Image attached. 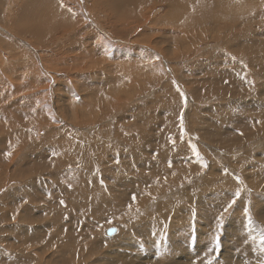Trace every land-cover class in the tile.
<instances>
[{
  "label": "bare ground",
  "instance_id": "bare-ground-1",
  "mask_svg": "<svg viewBox=\"0 0 264 264\" xmlns=\"http://www.w3.org/2000/svg\"><path fill=\"white\" fill-rule=\"evenodd\" d=\"M71 1H73L74 5L76 4L75 6L71 7V9L73 11L74 9H77V12H73L72 10L69 11V7H68L69 4L66 6V3H68L67 0H23V1L22 0H0V25L6 24L10 26L9 27L11 28L10 31H12L14 35L17 34L16 35L17 37L24 38L25 40L31 39L32 42L36 41L37 43H39V46H38L39 51H37L40 53L39 56H41V54L46 53L45 48L46 47L49 48V46L52 47L53 42L56 39L62 38L64 36L67 37L65 38V40H67V42L65 41V44L55 47L54 49L52 48L54 50V53H53L54 55L56 56L59 55V57L62 58V60H65V57H66L65 55H69V57L73 59H77L79 57L76 53H74L78 56V57L76 56L75 58V55H72V53L77 46L79 48V46L81 45V40H80L81 33L80 32L83 31L84 33L86 30H89L90 32L92 28L90 29L89 27L92 25V23H93V28L97 26V21L102 20V17L99 15V13H97V11H102L101 10L102 8H104L108 12L107 17L109 19H112L111 21L109 22L107 21V23H104L102 27L108 28L109 35L110 33L113 36H121L122 34V36L124 37L128 36V38L134 35V32L127 31V30H124L122 32L121 29L123 27V22L127 16L132 17L134 20L135 18L136 19L138 18L136 15H139V14L141 15V13L139 12L140 11L139 5H146L148 7L149 5L158 6L159 4L160 5L164 4V5H167L168 7V11L167 13L165 12L166 14L164 16L165 19L164 17H162V19L158 21L161 25L162 21L170 20L169 22H167L168 24L165 23L164 27H155L154 24L152 23L150 29L143 31V32H151L152 35H155V34L157 35V33H159L161 37H166L168 34L170 33L172 34L173 31L176 30L175 27H178L179 30L182 33H184L183 35L185 36H183V38L185 40L187 35L191 33L192 28L193 29L195 28V24H197L199 21H203V19H200V17L197 16L196 22H189L190 24L186 26L179 25V22L178 23L175 22V20H177L176 18H179L180 12L184 11L185 9V8L181 9V5H183L184 3L183 0H83V2L81 3L80 1L78 3V0H71ZM88 1L91 2L92 5H96L97 8H100V10L95 9L96 7L95 8L92 7L90 9L88 6L89 4ZM194 2L195 0H191V5H193ZM209 2L211 4L210 5L211 8H208L209 6L205 8V11H206L205 18H207L206 22L201 24L202 26L207 27L206 31L205 32L203 31V32L206 33V35L208 36L211 35L212 40H222L223 46L214 45L212 48L210 47L211 49L208 50L205 55H202L204 57L206 56V59H204L205 61H201V62L199 61L202 58L199 60L195 58L189 61L188 64H184L183 62L187 60L185 59L186 56L179 55V56H182L183 59L181 60L179 59V60L171 62L170 64L171 67L169 68L170 74L174 77V79H172L171 77H168L169 76L168 70H166L167 68H165L166 67L165 65H163V67L160 66L155 71H152L156 67V66L153 67L154 64H152V66L146 67L145 65H139L137 64V62L132 60L131 63L129 62V67L131 68V71H132L131 74H134L136 81L134 82L133 80L134 83L130 82L132 87L129 90H126V91L120 90L119 93L115 96L116 98L111 97V98H114L113 100H115V102H113L111 99H108L109 97L105 98L109 100V103L105 101V99H104V102H101V103L86 101L84 106L81 109L79 107L78 111H75L76 109H73L71 112L68 111L67 109L68 106L66 107V104L64 103L65 113L62 111L63 109L61 110V113L65 121L68 120L69 122L71 120H78L80 116L85 113L88 114L89 116L91 126L85 125L82 128L74 127L75 129H77L76 132L80 131L79 132L80 134L77 138H66L65 139V134L61 131V127L59 128L57 127L59 125H55L54 121H57V120L53 121L54 118L53 117L51 118V116L53 115L52 113H55V112L50 106L49 95L47 94V99H46L43 93H39L41 91L43 92L44 85L48 86L50 84L49 83L50 79L48 81L46 80L47 76H44L45 71L48 72L47 69H49L50 61L47 60L48 63L45 64V66L43 65L42 68L39 66L37 68V70H39V73H37V75L32 80L31 79L29 80L30 83L25 84V80L28 79V77L30 76H26V75L23 76L24 80L22 81H21L20 76L23 75V71L25 68L28 69L29 72H31L32 70H35L36 62L32 59H24V56H18V54L22 51V46L18 45L17 44L18 42H16V44L13 43V41L10 42L9 37H12L11 36L12 34L10 32H7L6 30H3L5 27L3 29L0 27V53L3 52V49H7L9 47H11V50L14 47V51L15 50L17 51L14 58L4 59V62L10 63V65L8 66L7 69L3 68V64H4L3 62L1 66L2 69L6 72V74H3V78L0 79L1 86L9 87V83L11 84V81L6 80V79L3 80V79L6 78V75L9 71L16 69L17 70L16 73L18 74V76L16 77V79L14 76L15 82H14L13 88L15 89L14 90L15 94L19 96L18 97L15 96V98L17 99H16V102L15 101L13 102H15V104L19 107H21L20 105H23L25 107L31 108L33 111L29 117L30 118L34 117L35 119H37L38 125H45V124L48 126L52 125L51 128H53L50 131L49 130L47 131L46 136L40 142H38V140L37 142H35L36 137L33 138V141H32L31 140L32 134L28 133V130H24V128L22 131L19 130L18 128L20 126L19 122H21L22 120L13 118L14 113L9 108V106L15 105L12 101H10L12 103L11 105L7 106L3 112L1 111L2 116L4 117V119L2 120L6 124L4 126H1L0 130L5 131V127H6L7 131L5 132H12L10 134H13L11 137L14 143H16V139L18 136H20L21 139L23 140L22 142L23 147H22L21 154L18 155V150L17 148H15L16 147L15 146L14 154L12 153L10 160H8L7 168L12 167V166L14 168L16 167L15 169L16 172L14 173L13 178L14 180H21L22 182H24L23 183L24 185L20 187V189L18 188L15 191H14L15 189L14 188L13 191L7 192L3 197L0 198V237L2 238V236H4L3 240L0 239L2 240L0 244L5 245L3 246L5 251L0 249V264H43L44 260L46 261V264H71L73 262V259H74L73 264H78L79 261L81 262V264H103L100 262H104L106 264H132L124 259H119V262L117 260L111 261L108 255L102 256V257L92 256L94 255L92 253V249L85 251L82 249V244L76 243L77 246H81V250L79 249V251L75 250V248L67 249V251H65V248L67 247L64 248V246L59 245L60 241L56 238H57V235L61 234V232L57 234V231L50 232V230L47 228L48 226L55 228V226H53L55 225V220L54 219H52L51 221L46 220L45 222H41L38 220L41 217H46V215H43V214L39 215L37 213L39 211V208H38V205L36 204L37 201L41 200V199H36V198L38 196L37 194H38V188L40 187L39 185L42 183L40 182V179H39L42 176L40 175L41 174L40 172H42L44 169L42 171H40L38 168H36L37 170H33V168L31 167L32 169L31 171H29V169L27 168L28 161H26L28 156L33 155V154L34 155L35 154L36 155L47 154L46 152L48 151L54 152L56 156L58 157V159L64 160V164L66 166H68V163L71 164L72 167L70 168V171L74 172L75 174H84V175L91 174V171H92L91 165L94 167L96 165L98 166L102 165L104 169L101 171V173L97 175L91 174L90 177H85L83 179V185L86 188H88L87 195L85 194L87 196V199L86 198L85 199L86 201L88 200V203L83 202L82 206L89 208L91 211H95L94 205L96 204V201H95L96 199H98L99 201H102L103 203L111 204L113 196L116 197L115 199L113 198V200H116L118 198V201L120 200L124 201V199H132V196L135 195L136 199H139V201L137 202V205L142 206L145 204L146 200L153 198V196L156 193H159V195H160V192L166 193L171 188L174 189L176 187L183 185L184 183H187L188 180L196 176L199 171H202V170L204 171L203 165L199 163L201 154L199 157H197L196 153L193 151V147H192L193 145L190 146V143H191L190 140H187V142L185 140L182 141L183 139L181 140V142L178 141L177 144H182V145H177V144L174 145L170 141V137H175L176 139H177V136L181 137V130L179 129V126L181 123L180 115L181 113L184 114V117L186 115V108L185 109L182 108L184 107L185 103L184 102L181 103V101H185L186 96L184 93H182V96H180L179 94H176V92L171 88V82L174 84V80H176L177 83L181 80H184V81H181L183 83L181 84L184 85L185 90H186V87L189 85L191 79H193L192 84L198 85V86H195L192 90H191L192 86H188L190 90V97H192L193 99L190 98L187 94H186L187 95L186 98H187V101L193 102L194 106L193 108H190L191 105L189 106V108L187 107L188 108L187 109V112H188L187 125L189 127L190 132H195L194 134L197 133V135L199 134L201 139H204L205 142L204 141L199 142L198 146H195V147H199V153H201V151L203 150L202 154L204 155L206 151L205 149H208L209 153H210V150L212 151L213 149H214V152L216 150L222 151L224 149L221 147V144L218 141V138L222 139V136L224 133V130L221 128V125L226 123V121L229 122L230 116H233L232 114L226 115L228 108L225 107V105L237 107V104H238V107H241L243 109V111L241 110L242 112H244L245 107H250V104H252V101L256 103L255 106L260 105L261 107H264V92H262V89L255 88L254 82H252L253 76H251V74L247 75V73L241 71V68L240 67L238 68L236 65V64L239 65L241 63L240 55L244 56L246 54L248 58L251 60L252 65L254 64L257 68H259V71H261L262 73L264 72V49L260 50L261 44L264 43V41L260 40V42L262 43L258 42L256 44H251V45H248L247 43L244 42L246 38H249L252 36V35L245 33V31L251 34L258 32L256 31L257 30L256 27L255 26L253 27L252 25L254 19H258V22L264 25V8H261L260 6H258L254 2V0H209ZM215 2H218V3H215ZM80 4L84 5V9L81 10L82 5ZM85 4L86 6H88V9L85 8ZM196 4L197 3H195V5ZM7 6L8 8H6ZM13 6L14 7L17 6V7L13 9L14 14L10 18L9 16L5 14V11L8 9L11 10ZM198 6L200 5H197L196 7L198 8ZM212 7L214 8L212 9ZM189 11L191 10H188V12ZM213 11L215 14L211 18L209 14L212 13ZM73 13H75V15H73ZM91 14L93 18H91ZM93 14L95 17L93 16ZM85 15L88 18V21H92L89 27L82 26V25H85V21H86ZM96 15H98L100 18H98V16ZM240 15H244V16L248 15V17H245V18L250 19L249 26L246 25L247 22L245 21V19L243 20L245 21V23L240 20ZM57 21L61 23L60 26L63 27V29L60 31L53 30L52 32V29H54L56 25H58ZM225 21L226 23L224 24ZM222 23L224 24V26L222 25ZM228 23L231 24L230 27H227L226 24ZM94 31H92L93 34L95 33L94 35L98 34V32H94ZM191 34H195L194 37L197 36L196 33H191ZM142 35L144 36L145 39H147L148 35L150 34H142ZM200 35L203 36L204 38H199V39L208 40L203 34H200ZM196 38H197L196 44H199L200 42L198 40V36ZM139 41L142 42V40H139ZM156 42L159 45V40ZM141 45L142 47H145V44L141 43ZM155 47L157 46L152 47V49ZM42 50H44L45 52H42ZM145 50L142 51L141 53L144 56L145 54L149 55L150 53L145 52ZM158 50L161 51L160 48ZM162 50L165 53V50L164 49ZM199 50H200V47H196L194 49V53L197 54ZM125 52L126 51H124V53ZM164 53L161 51L160 54L162 56L164 55L165 57ZM50 55L52 56V54ZM197 55L199 56L200 53ZM44 57L47 58V56H44ZM40 60L42 63L44 62L42 61V58H40ZM103 63L100 64L101 66L100 69H102L103 73L107 75L110 69L107 71L108 69L107 67L109 66H107L108 65L107 63L106 64H103ZM85 69L87 70V68ZM186 69H187V72L185 73ZM201 69L206 70V76H204L203 78H198L197 76V78H195L197 73H199L200 72L199 70ZM117 70L120 71L119 68ZM126 70L130 72V69H126ZM59 71L61 72V70ZM141 71L147 72L146 73L147 79L143 80L144 74ZM141 77L143 78L142 80H141ZM2 80L3 82H1ZM154 87H158L157 88L158 90L155 92V95L157 97L156 101L152 103V105H149L148 106L149 108L143 105H139V104L136 105L135 106L136 109L134 108L135 114H133L134 112H129L130 110L132 111L133 109L132 108L133 106H130L129 104L131 103L130 101L132 100V98H136L134 96L138 95L139 93L142 95L143 93L152 95L154 93L153 92L154 90L150 91V88L153 89ZM32 89H34V91H31ZM37 89H40L39 92L36 91ZM12 90L13 89L11 88L10 91ZM25 91L27 92L24 94L23 92ZM3 92H6V91H3ZM21 93H23V95H21ZM146 94L144 97H146ZM217 97L222 98V101H223L222 103L223 107L219 109V113H217V115L214 113L215 107H207L205 109V107L201 106V103L203 101H206L207 99L208 101H210V99H214ZM79 101L82 102L83 100L76 99V102L74 103V105L77 106L79 104ZM120 101L121 103L124 102L123 108L125 110V113L124 115H122L123 117L121 116L122 118L120 117L121 119L119 120V123L128 122V125L125 127L124 125L122 126V124L120 123L118 125L119 128H117V131L115 133L116 137H114L115 136L114 135L113 136L114 140H113L111 139V136L113 134L111 130L112 121L109 120L110 118L108 119V115L110 114L109 112H111V110L117 107ZM254 109L256 110V108ZM261 111L262 110H260L258 113L259 116L260 114H262L260 113ZM67 112H69V114L73 116L71 119L67 118L68 117ZM105 112L107 114L106 117H104ZM57 113H60V112H57ZM160 114H163L162 120L160 119ZM130 115L133 116L132 120L130 118L131 117ZM19 116L23 117L22 114H20ZM225 116H228V119H226ZM234 117L240 119V117L238 116H234ZM214 119H217V121H215ZM12 120H14V122H11ZM100 122H104V125H99L101 124ZM178 122H179V125H177ZM263 124H264V120H263ZM23 125L27 126V124H23ZM132 125H133L134 131L130 130L132 128L131 127ZM161 125H163L164 127L162 131L160 130ZM106 126L108 127V131H105V132L102 131V129L106 128ZM64 127L67 129L66 126ZM31 128L33 129V126ZM65 128H64V131L66 133ZM2 131L0 133H2ZM99 132L102 133L103 136L100 135ZM261 132L264 133V130ZM73 137H75L74 134H73ZM235 143L238 144L237 141ZM236 144L234 145V147L236 146ZM230 152H233V151H230ZM154 155L156 159L153 160L150 157ZM39 158L42 159V157H39ZM119 159L121 160V163L116 162ZM30 161L33 162L32 160ZM257 161H260V160H257ZM36 162L38 163V158L36 159ZM195 162H197L196 164L201 166V169L198 167H197L198 170L196 169L195 164H194ZM144 163H146L147 165H151V167L146 166L143 169L153 172L156 178L154 176H149L148 174H146L147 172L145 173L143 171L136 169V167L142 166ZM254 163L255 161L253 162V164ZM191 164H194V165H191ZM82 165H86V166L82 167ZM216 165L218 166L219 164H216ZM193 167H195V169H193ZM239 169L240 168H238V170ZM65 170H66V167H65ZM235 170H237V168ZM127 171H129L128 174L134 177L133 179L132 178L128 179L130 177L127 176L128 177L127 178L124 175L125 172ZM1 172H3L2 169H0V181L2 180L3 182L4 176ZM203 173L200 172L199 175H202ZM55 176L58 177L59 175L54 174V177ZM54 177L52 178L57 179V177L55 178ZM10 180H12V176L10 177ZM128 180L131 181V183H128ZM99 181L101 185L98 184ZM122 181L128 183L127 187L124 186L127 189H121V187H123L121 185ZM234 182H235L234 179H232L228 175L227 176L226 175H222V176H211L210 175L207 181H205L202 184L203 186L207 185L208 188L206 189V191L205 189L204 190L202 189L203 192L199 190L201 193L197 198H201L210 192H218V191H224V190L232 191L231 189L233 188L235 189ZM52 186H54L53 182H52ZM197 186L193 188H189V189L187 188L188 190L184 192V197L188 199L190 202H192V199H194V197L196 196L194 192L196 191V189L197 190L199 189L200 185L198 186V188ZM143 187H146V188H143ZM147 188H151V189L148 190ZM242 188L240 189V191L242 190ZM25 201H27V203H25ZM162 203L161 202L159 203L158 211L163 212L164 210L168 209L169 213L167 216L164 217L163 215V218L160 217L161 220H154V221L151 220V218L144 217L141 220V222H138L137 224H133L129 229H126L127 231H124V233L121 235L123 237V240H126V239L128 241L136 240L137 237H133L134 235L131 236V234H129L130 233L129 231L132 232L140 228L146 227V229H150V231L152 229L155 233L160 228L161 225L164 226L168 221H170L171 224H174L171 220L174 218H177L178 215L181 214L182 212H185V213L189 212L188 206H182V207L176 206V202L174 203V201L173 202L168 201L163 204ZM11 209L13 210L11 211ZM14 210H16V213ZM29 210H32L35 212L32 213V212H29ZM17 213L19 214L17 216L19 218L18 219L15 218L17 222H13L14 219H11L12 217L11 215H14V214L16 215ZM238 214H240V212ZM233 217L234 216H232V218ZM185 218L186 217L184 216L182 219L181 218L178 219L176 228L179 229V231L182 232L183 236H186V239H187L188 235L187 233L184 234V231H187L186 229L188 228H184V226L189 225L192 222L190 223V219L188 218L185 219ZM242 218L245 219V217H240V222H238V217L236 215V217L233 219L234 223L238 222L239 224H242L244 221ZM64 223L65 222H63V224ZM62 226L63 225H60V226L57 225L56 228L60 229ZM248 232L252 233L253 230L248 229ZM249 233L243 237L242 245L248 246L249 248H251L248 250L252 251L254 250V245H256L258 242L255 241L251 237V234ZM121 236L120 235L112 236L110 243L113 244L114 242H116L117 244ZM249 238L253 240V245H248L247 242ZM43 241L51 243L54 246L55 244H57L58 248H62L61 250L58 249V251L62 253L61 254L58 253L57 256H54L55 254H51L50 255L51 257L49 256L48 260L44 258L42 262H39L38 258L40 256V253L46 250L45 247H42ZM13 242H15L17 246L15 251H11L8 249V247L11 246ZM96 242L98 243V241ZM202 242H203V238L196 242V247H195L196 252L198 250L199 251L201 250L202 252L207 250V249L204 250V248L206 247H204ZM19 243L22 244V246L19 245ZM29 244H32V245L35 244L37 247V249H35V251L32 253L27 252L28 251L27 247H29ZM102 244H104V242ZM116 244L113 246L114 248L118 249V246ZM65 245H68V244H65ZM159 245L161 247L157 251L154 250V252L156 253L152 255V257H154L152 260V264H198L197 262L194 263L195 261L194 253L189 254L190 256L185 254L187 255L186 258L182 257V254L180 256L179 253H181V251L183 252L185 248L176 246L172 240H170V242L167 245H162V244H159ZM166 250L169 251V253H167ZM191 250L193 251V249ZM115 251L118 252V250H115ZM10 254L14 255V258H12ZM67 254H70L73 257V259H70V260L65 259V255ZM92 258H94L93 262L90 261ZM182 258L184 259V261H182ZM95 259H97V261H95ZM212 260L210 261L212 262ZM223 260L227 262L226 264L234 263V260L229 261L226 259H222L218 261V264H224ZM246 260L247 258L245 257L244 259L239 260V263L246 264L247 262ZM215 262H217V259L215 260ZM256 264H260V263H256Z\"/></svg>",
  "mask_w": 264,
  "mask_h": 264
},
{
  "label": "rangeland",
  "instance_id": "rangeland-1",
  "mask_svg": "<svg viewBox=\"0 0 264 264\" xmlns=\"http://www.w3.org/2000/svg\"><path fill=\"white\" fill-rule=\"evenodd\" d=\"M67 1H68V3H66V6L69 4L68 5L69 9H71V7L76 5V4L74 5L73 1H71V0H67ZM79 1H80V3L83 2V0H78V3H79ZM183 2L184 3H183V5H181V9H184V8L185 9H184V11L180 12L179 18H176L177 20H175V22L176 23L179 22V25H185L186 26V25L190 24L189 22H196L197 16H199L200 19H203V21H199L197 24H195V28L194 29L192 28V30H191V33L197 34L198 40L200 42L199 44H196V39H197L196 37L197 36L194 37L195 34L190 33L189 34L190 36L187 35L186 39L184 40L183 36H185V35H183L184 33H182L178 27H175V29L177 31L176 30L173 31L172 34L170 33L166 37H161L159 35V33H157V35L156 34L152 35L151 32H143V31L150 29L152 23L154 24L155 27H164L165 23L170 21V20L169 21L164 20V21H162L164 23L161 22V25L158 22L159 20L162 19V17L165 16V14L168 11L167 5H164V4H161V5L159 4L158 6L157 5H155V6L149 5L148 7L146 5H139L141 7V8L139 7V10H140L139 12L141 13V15L140 14L136 15L138 17L137 19L135 18L133 20L132 17L127 16L126 17L127 19L125 18V20L123 22V27H122L121 31L122 32L124 30L133 31L134 35H132L130 38H128V36L124 37V36H122V34H121V36H113L111 33L109 35L108 28L102 27V25L104 23H107V21L109 22L112 20V19H109L107 17L108 12L104 8L101 9L102 11H97V13H99V15L102 17V20L97 21V26L94 28H93L92 21H88V18L85 15V20L87 22L85 21V25H82V26H88L89 27L92 23V25L89 28L90 29L92 28L93 30L91 29L90 32H89V30H86L84 33H83V31L80 32L81 33L80 34L81 45L79 46V48L77 46L72 53V55H75V58L77 55L79 56V57L77 56L78 57L77 59H73V58L69 57V55H65L66 56L65 60H62V58H60L59 55L56 56L53 54L54 53L53 49L55 47H58L60 45L65 44V41L67 42V40H65V38H67V37H65V36L62 38L56 39L53 42V46L52 47L49 46V48L46 47L45 48L46 53L41 54V56H39L40 53L37 52V51H39V49H38L39 43H37L34 39L33 40L35 42H32L31 39L25 40L24 38L17 37L16 36L17 34L14 35V33H12V31H10V29H11V28H9L10 26H8L6 24L5 25L1 24L0 27L2 29L5 27L3 30H6L7 32H10L12 34L11 36L14 39L12 37H9L11 39L10 40L8 38L10 42L13 41V43H15V44H16V42H18L17 44L22 46V51L18 54V56H24V59H32L36 62L35 70H32L31 72H29V70L25 68L26 70L24 69L23 75L20 76L21 81L24 80L23 76H25V75L31 77V78L28 77V79L25 80V84L30 83L29 80L30 79L32 80L37 75V73H39V70H37V68L39 66L42 68L43 65L45 66V64H47L48 61H50L49 69H47L48 72L45 71V73H44L45 74L44 76H47L46 80L49 81V79H50V81H49L50 84L48 86L47 85L43 86V92L42 91L39 92L40 89H37L36 91L39 93H43V95L45 96L46 99H47V94L49 95L50 106L53 109V111L55 112V113H52L53 115L51 116V118L52 117L54 118L53 121L57 120V121H54L55 125H59V126H57L59 128L61 127V131L65 134V139L66 138H77L80 134L79 133L80 131L76 132L77 129H75V128H82L85 125L91 126L89 116H88V114L85 113V114L81 115L78 120H71L69 122H68V120L65 121V119L62 117V113H61L62 109H63L62 111L65 113V104H66V107L68 106L67 107L68 111L71 112L73 109H76L75 111H78L79 107L81 109L84 106L86 101L101 103V102H104L105 98L109 97L108 99H111L113 102H115V100H113L114 98H111V97H115L119 93L120 90H123V91L129 90L132 87L130 82H133V80H134V82L136 81L135 76H134V74H131L132 71H131V68L129 67V62L131 63L132 60L137 62V64L145 65L146 67L152 66V64H154L153 67L154 66H156V67L152 71H155L160 66L163 67V65H165L166 66L165 68H167L166 70H168V75H169L168 77H171L172 79H174V77L170 74L169 68L171 67L170 66L171 62L179 60V59L180 60L183 59V57L179 56V55L186 56L185 59H187V60L183 62L184 64H188L189 61H191L192 59H195V58L197 60L202 58L199 61V62H201V61H205L204 59H206V56L204 57L202 55H205L207 53V51L210 50L214 45H222L223 46L222 40H212L211 35H209V36L206 35V33H204V32L206 31L207 27L201 25L204 22H206V19H207V18H205V16H206L205 8L208 6H209L208 8H211V6H210L211 4H210L209 0H205V2H204V0H199V1L195 0L193 5H191V0H183ZM254 2L258 6H260L261 8H264V0H254ZM88 3H89L88 6L90 9L92 7L93 8L96 7V5H92L91 2L88 1ZM195 3H197V4L195 5ZM215 3H218V2H215ZM17 5H19V4H17ZM80 5H82V4H80ZM197 5H200V6H198V8H197L196 7ZM88 6H86V4H85L86 9H88ZM16 7L17 6H15V7L13 6L11 10L10 9L6 10L5 14L11 18L14 14L13 9H15ZM81 7H82L81 10L84 9V5H82ZM6 8H8V6ZM213 8L214 7H212V9ZM95 9L100 10V8H97V7ZM188 10H191V11L188 12ZM11 11H12V13H11ZM8 12H9V14H8ZM73 12H77V9H74ZM214 14L215 13L213 11L209 15L212 18L214 16ZM93 16H94V14H93ZM96 16H98V15H96ZM245 17H248V15L247 16L240 15V20L243 21L245 19V21L247 22L246 25L249 26L250 25V21H249L250 19L245 18ZM252 17H253V15H252ZM91 18H93L92 14H91ZM98 18H100V17L98 16ZM164 19H165V17H164ZM171 20H173V19H171ZM245 21H243V22L245 23ZM225 23H226V21L224 22V24ZM57 24L58 25H56V27L54 29H52V32H53V30L54 31H60L63 29V27L60 26L61 25L60 22L57 21ZM130 24H131V26H130ZM224 24L222 23L223 26H224ZM226 25H227V27H230L231 24L228 23ZM252 25H253V27L254 26L256 27V29H257L256 31H258V32L251 34V33H248L245 31V33L252 35L251 37L246 38L244 40V42L247 43L248 45L256 44V43L260 42V40L264 41L263 40L264 39V25L262 23L258 22V19H254ZM82 26H80V27H82ZM135 28H137V29H135ZM92 31L98 32V34L94 35L95 33L93 34ZM90 33H91V35H90ZM142 34H150V35H148L147 39H145ZM200 34H203L206 37V39H208V40L199 39V38H204ZM139 40H142V42H140ZM158 40H159V45L156 42ZM119 42H121V43H119ZM141 43L145 44V47H142ZM260 43H262V42H260ZM153 45L157 46V47L152 49V47H154ZM196 47H200V50L197 52V54L200 53L199 56L194 53V49ZM159 48L161 49V51L163 53H164V51L162 49L165 50V53H164L165 57H164V55L162 56L160 54L161 51L158 50ZM262 49H264V43L261 44L260 50H262ZM23 50H24V52H23ZM144 50H145V52L150 53V54L149 55L145 54V56H144L141 53ZM40 51H41V49H40ZM124 51H126V52L124 53ZM42 52H45V51L42 50ZM16 53H17V51L16 50L14 51V47L12 50H11V47H9L7 49H3V52L0 53V73H1L0 79L3 78V74H6V72L1 67L3 62H4V59L5 58H9V59L14 58ZM74 53H76L77 55ZM50 54H52V56ZM44 56H47V58ZM177 56H179V57H177ZM39 57L42 58V61H44L43 63L41 62ZM55 57H57V58H55ZM159 59H161V60H159ZM59 60H61V61H59ZM92 60H93V62H92ZM120 60H122V61H120ZM240 60H241V63L239 65L236 64L237 67L238 68L240 67L241 71L247 73V75L251 74V76H253V80H254V81L252 80V82H254V87L258 88V89H262V92H264V72L262 73L261 71H259V68H257L254 64L252 65L251 60L248 58V56L246 54L244 56L240 55ZM101 63H103V64L107 63L108 64L107 66H109V67H107L108 68L107 71L109 69L110 70L108 71L107 75H105L103 73L102 69H100ZM118 63H120V64H118ZM9 65H10V63L4 62L3 68L7 69ZM118 65H119V67H118ZM85 68H87V70ZM114 68H116V69H114ZM118 68L120 71L117 70ZM126 69H130V72H128ZM59 70H61V72ZM77 71H78V73H77ZM80 71H82V72H80ZM199 71L200 72L197 73L195 78H197V76H198V78H203L204 76H206V70L205 69H201ZM16 72H17L16 69L9 71L6 75V78L3 79V80L6 79V80L11 81V84L9 83V87L7 86L8 88L1 86V83H0V127L4 126L6 124L2 120V119H4V117L2 116V112L5 110V108L7 106L12 104L10 101L16 102L17 98H15V96H17V97L19 96V95L15 94V91H14L15 89L13 88L15 79L18 76V74ZM141 72L144 74V79L141 77V80L147 79V77H146L147 72H145V71H141ZM186 72H187V69L185 70V73ZM30 73H32V74H30ZM75 75H76V77H75ZM125 75H126V77H125ZM14 76H15V79H14ZM3 80L1 82H3ZM113 81H115V82H113ZM181 81H184V80H181ZM181 81H179L177 83L176 80H174V84L171 82V88L176 92V94H179L180 96H182V93H184L186 97H187V95L190 97V90H189L188 86H192L191 87V90H192L195 86H198V85L192 84L193 79H191L189 85L186 87V90H185L184 85H182L183 83ZM11 88L13 89L12 91H10ZM157 88L158 87H154L153 89L150 88V91L154 90L153 91L154 93L152 95H149L146 93H143V95L140 93L138 95H135L134 97H136L137 99L132 98V100L130 101L131 103H129V104H130V106H133L132 107L133 109H132V111L130 110L129 112H134L136 109L135 106L138 104L146 106V107H148L149 105H152V103H154L156 101V98H157L155 95V92L158 90ZM8 89H10V90H8ZM2 90L6 91V92H3ZM26 90H27V88H26ZM109 90H111V91H109ZM31 91H34V89H32ZM11 92H13V93H11ZM26 92L27 91H25L23 93L25 94ZM3 93H5V94H3ZM23 93H21V95H23ZM65 93H67V94H65ZM145 94H146V97H144ZM76 97H79V100H83L82 102L79 101V104L77 106L74 105V103L76 102ZM190 98H192V97H190ZM135 100H137V101H135ZM105 101H107L109 103V100L105 99ZM15 102H13V103L15 104ZM182 102L185 103V101H181V103ZM120 103H121V101L117 105L118 109H117V107L114 108L113 110H111V112H109L110 116L108 115V119L110 118L109 120L112 121V127L111 126L110 127H111V130L113 133L111 136V139H113V140H114V137H116L115 133L117 131V128H119L118 125L120 123L122 124V126L124 125L125 127L128 125V122L127 123H123V122L119 123V120L123 117L122 115H124V113H125V110L123 108L124 102H122L121 104ZM222 103H223L222 98L217 97L214 99H210V101H208V99L206 101H203L201 103V106L205 107V109L207 107H215L214 113L217 115V113H219V109L221 107H223ZM193 104H194L193 102L187 101V103L184 104V107H182L183 109L186 108V115L184 117V114H183V129L181 128V126H179V129L181 130V137L177 136V139L175 137H170L171 143H173V141H175V144H177L178 141L181 142V140L183 139L182 141L185 140L186 142H187V140H190L192 143V144L190 143V146H192V145L198 146L199 142L204 141V139L200 138L199 134L197 135V133L194 134L195 132H190L189 127L187 125V120H188L187 109L189 108L190 105H191L190 108H193V106H194ZM255 104L256 103L252 101V104H250V107H245L244 112H242L243 109L241 107H238V104H237V107L225 105V107L228 108L226 115L232 114L233 116H230L229 122L226 121V123L221 125V128L224 130V133H223L222 139L218 138V141L220 142L221 147L224 149L222 151L216 150L215 152L213 149L212 151L210 150V153H209L208 149H205L206 150L205 155L202 154L203 153V150H202L200 153L201 157H200L199 163L203 165L204 171L203 170L199 171L196 176L189 179L187 183H184L183 185H181L182 187L179 186V187H176L174 189L171 188L166 193L160 192V195H159V193H156L153 196V198L146 200L145 204L142 206L137 205V202L139 201V199H136L135 201H133L132 199H124V201L123 200L118 201V198L116 200H113V198L114 199L116 198L115 196H113L112 201H111L112 205L110 203H108V204L103 203L102 201H99L98 199H96L95 200L96 204L94 205L95 211H91L89 208L82 206L83 202L88 203V200L86 201V199H87L86 195H87L88 188H86L83 185V179L85 177H90L91 174L97 175V174L101 173V171L104 169V167L102 165H100V166L96 165L95 167L91 165V169H92L91 174H86V175L75 174L74 172L70 171V168L72 167L71 164L68 163V166H66L64 164V160L58 159L56 154L53 155L54 152L48 151V152H46L47 154H39V155L33 154V155L28 156L26 161H28L27 162V164H28L27 168L29 169V171H31L32 168H33V170H37L36 168H38L40 171H42L44 169L42 172H40L41 173L40 175H42V176L39 179H40V182H42V183L39 185L40 189L38 188V194H37L38 196L36 198V199H41V200L37 201L36 204L38 205V208H39V211L37 213L39 215H42V214L46 215V217H41L38 220L41 222H45L46 220L51 221L52 219L55 220V225H53V226H55V228H52L50 226H48L47 228L50 230V232L57 231V234H59L61 232V234L57 235L56 239H58L60 241L59 245L64 246V248L67 247V248H65V251H67V249H71V248L72 249L75 248V250L79 251V249L81 250V246H77V244H82L83 250L88 251L89 249H92V253L94 254L92 256H101L102 257V256L108 255V257L110 258L111 261L117 260L119 262V259H124V260H126L132 264H149V263L152 264V260L154 258V257H152V255H154L156 253V252H154V250L157 251L161 247L159 244L167 245L170 242V240H172L176 246H180L181 248H185L183 250V252L182 251H181V253L178 252L180 254V256L182 254V257L186 258L187 255H189V254H192V253L195 254L194 263L197 262L198 264H218V261H220L222 259H226L229 261L234 260L233 264H244V263H239V260L244 259L246 257L247 258L246 264H253V263L254 264H256V263L264 264V242H262L260 239L262 231H264V185H263L264 184V169H263V167H264V163H263L264 162V133L261 132L264 130V126H262V125H264L263 124L264 107H261L260 105L255 106ZM20 106L21 107L17 106L16 104L14 106H9V108L14 113L13 118H17L18 120H22L21 121L22 123L19 122V125H20L18 127L19 130L22 131L23 128H24V130H28V133L32 134L31 140L33 141V138L36 137L35 142H37V140H38V142H40L46 136L47 131L48 130L50 131L51 129H53V128H51L52 125L51 126L50 125L48 126L46 124L45 125H38L37 119H35L34 117L33 118L29 117L33 110L31 108L25 107L23 105H20ZM217 107H219V108H217ZM251 108H253V109H251ZM254 108H256V110ZM119 109H121V110H119ZM229 109H231L232 111ZM259 109L262 110L260 112V113H262V114H260V116L258 115V113L260 111ZM228 110H229V112H228ZM56 111L60 112V113H57ZM69 112H67V114H68L67 118L71 119L73 116L70 115ZM20 114H22L23 117H20L19 116ZM133 114H135V112ZM106 115L107 114L105 112L104 117H106ZM234 116H238V117H240V119H238ZM132 117L133 116L130 117L131 120L133 119ZM130 118H129V120H130ZM225 118L228 119V116H225ZM160 119L161 120L163 119V114H160ZM214 120L217 121V119H214ZM243 121H244V123H243ZM11 122H14V120H12ZM100 123L101 124H99V125H104V122H100ZM23 124H27V126L23 125ZM177 125H179V122L177 123ZM32 126H33V129L31 128ZM64 126H66L67 129ZM131 127H130L131 128L130 130H133V125ZM64 128L66 130V133L64 131ZM163 128H164L163 125H161L160 130L162 131ZM176 128H178V127H176ZM257 129H259V130H257ZM248 130H249V132H248ZM1 131L2 130H0V132ZM5 131H7L6 127H5ZM5 131H2V133H0V169L3 170V172H1V173L4 176L3 182H2V180L0 181V198L3 197L7 192L13 191L14 188H15L14 189V191H15L18 188L20 189V187H22L24 185L23 184L24 182H22L21 180H14V178H13V175L16 172V170H15L16 167L14 168L12 166V167L7 168L8 160H10L12 153L14 154V150H15L14 147L15 146H16L15 148H17V150H18V155L21 154L22 147H23V145H22L23 140L21 139L20 136L16 135V136H18L17 137L18 140L16 139V143H14L13 139L11 137L13 134H10L12 132H5ZM71 131H73V132H71ZM102 131H104V132L108 131V127L106 126V128H103ZM177 131H178V129H177ZM72 133L75 135V137H73ZM240 133H243V135H240ZM99 134L103 136L102 133L99 132ZM246 137H248V138H246ZM236 141L238 142V144L235 143ZM235 144L237 147L236 146L234 147ZM177 145H182V144H177ZM195 148L199 151V147H195ZM229 150L233 151V152H230ZM45 151H47V150H45ZM220 152H221V154H220ZM8 153H11V155L9 156ZM248 154H249V156H248ZM231 156L234 158H232ZM39 157H42V159ZM37 158H38V163L36 162ZM150 158L153 160L156 159L155 155L150 157ZM211 159L213 162L211 161ZM214 159L216 160L217 163L215 162ZM222 159L225 161L227 160L226 161L227 163L225 161H223ZM228 159H229V161H228ZM30 160H32L33 162H31ZM257 160H260V161H257ZM230 161H232V162H230ZM254 161H255V163L253 164ZM116 162L121 163V160L119 159ZM228 162H230L232 164H230ZM196 163L197 162L194 163L196 169L197 170H198V168L201 169V166H199ZM205 163L207 164V167H204ZM9 164H10V162H9ZM60 164H62V165H60ZM194 164H191V165H194ZM216 164H219V165L217 166ZM212 165H213V167H212ZM241 165H242V167H241ZM251 165H252V167H251ZM84 166H86V165H82V167H84ZM146 166L151 167V165H147L146 163H144L142 166L136 167V169L143 171L145 173L147 172L146 174H148L149 176H154L156 178V176L153 174V172L147 171L146 169H143ZM65 167H66V170H65ZM195 167H193V169H195ZM236 168H237V170H235ZM238 168H240L239 169L240 171L238 170ZM96 170H97V172H96ZM235 171L237 174L235 173ZM260 171H261V173H260ZM200 172L201 173L204 172V173L202 175H199ZM128 173H129V171L125 172L124 175L126 177L127 176L130 177V178L127 177L128 179H131V178L133 179L134 177ZM54 174L59 175L58 177L55 176V177H57V179L54 177ZM210 175L211 176H222V175L230 176L235 181L234 182L235 183V186H234L235 189L234 188L231 189L232 191H229V190L225 191L224 190V191H218V192H210L201 198H197L200 195V193L203 192L204 189L206 191V189L208 188L207 185L203 186L202 184L205 181H207V179ZM11 176H12V180H10ZM52 177H54L56 180L53 179ZM163 178H165V177H163ZM52 182H53L54 186H52ZM121 183H122L121 185L123 186V187H121V189H127L125 187H127L128 183H131V181L128 180V183L122 181ZM98 184L101 185L100 181L98 182ZM45 185H47V186H45ZM197 185L198 186L200 185V186H199V189L198 190L196 189V191L194 192V194L196 195L195 196L196 198L194 197V199H192V202H190L188 199H186L184 197V192H186L189 188H193ZM242 185H244V186H242ZM198 186H197V188H198ZM241 186L244 188H242ZM240 187L242 188L241 191H240V189H241ZM143 188H146V187H143ZM151 188H153V187H151ZM151 188H147V189L150 190ZM199 190H201V192ZM51 191H53V192H51ZM79 200L80 201L82 200V201L80 202ZM232 200H235L236 203H235V205H233V207L231 209H229L228 213H224L223 228L220 229L218 227L219 217H220L221 213L223 212V209ZM61 201H63V203H61ZM78 201H79V203H78ZM168 201L169 202L174 201V203L176 202V206H181V207L182 206H188L189 212H187V213L182 212L181 214L178 215L177 218L172 219L171 221L174 224H171L170 221L167 222V220H166L167 223L164 226L161 225L160 228L155 233L152 229L150 231V229H146V227L140 228V229L134 230L132 232L129 231L130 232L129 234H131V236L134 235L133 237H137L136 240H130V241H128L127 239L123 240V237L121 235L124 233V231H127L126 229H129L133 224H137L138 222H141V220L144 217L151 218V220L154 221V220H161L160 217L163 218V215H164V217L167 216L169 213L168 209L161 212V211H158V206H159L160 202L166 203ZM99 203H101L102 206ZM129 205H131V207H129ZM20 206H21V204H20ZM258 206H260V207H258ZM178 208H180V207H178ZM169 209H171V208H169ZM12 210L13 209H11V211ZM14 211L16 213V210H14ZM29 212L33 213L35 211L29 210ZM239 212H240V214H238ZM18 215L19 214L17 213L16 215L14 214V215H11L12 217L11 216L10 217H11V219H13V216H15V218L18 219L19 218V217H17ZM160 215H162V216H160ZM236 215L238 217V222H240V217H245V219L242 218L244 220L242 224H239L238 222L234 223L233 219L236 217ZM249 215L252 218L251 227L248 226V216ZM184 216L186 218L190 219V223L192 222L191 224L184 226V228H188V229H186L187 231H184V234L187 233V235H188L187 239H186V236H183L182 232H180L179 229L176 228L178 219L179 218L182 219ZM232 216H234V217L232 218ZM38 220H36V221H38ZM9 222H11V221H9ZM13 222H17V220L14 219ZM63 222H65L66 225H65V223L63 224ZM56 224L58 226H60V225H63V226L60 229H57ZM201 225H203V226H201ZM111 228L117 229V232H115V234H114L115 236H119V235L121 236V238H119L120 240L117 242V244H116V242H114L113 244L110 243L112 236H114V235L109 236L107 234V232ZM248 229L253 230V232L249 233ZM192 230H193V232H192ZM248 233L251 234V237L255 241L258 242L257 244H259V245H257V244L254 245V250H252V251L248 250V249H251L248 246L242 245V239ZM217 234L220 235V240H221L219 249L215 248L214 237ZM104 237H105V239H104ZM3 238H4V236H2V238L0 237V239H2V240H3ZM202 238H203L202 244L204 245V247H206V248H204V250L205 249H207V250H205L204 252H202L201 250L200 251L198 250L196 252L195 251L196 250L195 249L196 242ZM107 239H108V241H107ZM2 240H0V243L2 242ZM96 241H98L99 244ZM192 241H193V243H192ZM103 242L105 245L102 244ZM247 243H248V245H253V240L251 238H249ZM65 244H68L69 246L65 245ZM115 244L118 246V249L114 248L113 245H115ZM19 245L22 246V244H20V243H19ZM3 246H5V245L0 244V249L5 251ZM23 247H24V245H23ZM42 247H45L46 250L40 253V256L38 258L39 262H42V260L44 258H46L48 260L49 256L51 254H55L54 256H57L58 253L59 254L62 253V252L58 251V249L61 250L62 248H58L57 244H55V246H54L51 243L43 241ZM16 248H17V246H16L15 242H13L11 244V246L8 247V249L11 251H15ZM27 249H28L27 252L32 253L35 251V249H37V247L35 244L34 245L29 244V247H27ZM191 249H193V251ZM261 249H263V250H261ZM115 250H118V252H116ZM53 251H54V253H53ZM107 252H108V254H107ZM166 252L169 253V251H167V250H166ZM185 254H187V255H185ZM10 255L12 256V258H14V255H12V254H10ZM65 259L70 260V259H73V257L70 254H67V255H65ZM97 259H95V261H97ZM216 259H217V262H215ZM93 260H94V258H92L90 261L93 262ZM210 260H212V262ZM182 261H184L183 258H182ZM223 262H224V264L227 263L225 260H223ZM244 262H245V260H244ZM73 263H74V259H73V262L71 264H73ZM100 263L106 264L104 262H100ZM192 263H193V261H192ZM43 264H46L45 260H44ZM78 264H81V262L79 261Z\"/></svg>",
  "mask_w": 264,
  "mask_h": 264
},
{
  "label": "snow or ice",
  "instance_id": "snow-or-ice-1",
  "mask_svg": "<svg viewBox=\"0 0 264 264\" xmlns=\"http://www.w3.org/2000/svg\"><path fill=\"white\" fill-rule=\"evenodd\" d=\"M63 6V5H61ZM69 11H71V9H69ZM73 15H75V13H73ZM77 100H79V97H76ZM187 103V99L185 97V104ZM180 126L181 128L183 129V114L181 113L180 115ZM241 135H243V133H240ZM173 144L175 145V141H173ZM193 151L196 153L197 157L200 156V153L199 151L195 148V146H193ZM8 155L10 156L11 153H8ZM55 155V153L53 154ZM171 166V165H169ZM204 167H207V164L205 163L204 164ZM132 200L135 201L136 200V196L133 195L132 196ZM25 203H27V201H25ZM61 203H63V201H61ZM236 201L235 200H232L224 209H223V212L221 213L220 217H219V223H218V227L220 229L223 228V222H224V213H228L229 209H231L233 207V205H235ZM129 207H131V205H129ZM13 219H15V216H13ZM252 225V218L251 216L249 215L248 216V226L251 227ZM261 241L264 242V231H262V234H261V237H260ZM214 240H215V248L216 249H219L220 247V243H221V240H220V235L217 234L215 237H214Z\"/></svg>",
  "mask_w": 264,
  "mask_h": 264
},
{
  "label": "water",
  "instance_id": "water-1",
  "mask_svg": "<svg viewBox=\"0 0 264 264\" xmlns=\"http://www.w3.org/2000/svg\"><path fill=\"white\" fill-rule=\"evenodd\" d=\"M115 232H117V229H115V228H111V229L107 232V234H108L109 236H112V235L115 234Z\"/></svg>",
  "mask_w": 264,
  "mask_h": 264
}]
</instances>
